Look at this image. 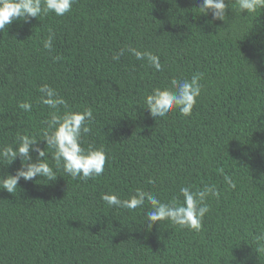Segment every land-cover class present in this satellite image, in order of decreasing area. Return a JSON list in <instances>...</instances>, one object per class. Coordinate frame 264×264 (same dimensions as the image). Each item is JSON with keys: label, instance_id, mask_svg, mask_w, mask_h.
<instances>
[{"label": "trees", "instance_id": "trees-1", "mask_svg": "<svg viewBox=\"0 0 264 264\" xmlns=\"http://www.w3.org/2000/svg\"><path fill=\"white\" fill-rule=\"evenodd\" d=\"M202 2L75 0L64 16L49 12L0 32V148L29 135L55 167L43 140L54 111L40 99L47 84L67 102L59 114L92 109L81 146L107 155L95 179H74L61 166L54 181L21 178L15 193L0 190V264H264V9L248 15L225 0L221 21ZM130 48L159 56L161 70ZM197 73L191 116L149 114L153 89ZM20 168L19 157L0 161V176ZM205 185L219 197H207L199 233L170 221L149 229L147 200L135 210L102 200L141 190L182 203L181 187Z\"/></svg>", "mask_w": 264, "mask_h": 264}, {"label": "clouds", "instance_id": "clouds-1", "mask_svg": "<svg viewBox=\"0 0 264 264\" xmlns=\"http://www.w3.org/2000/svg\"><path fill=\"white\" fill-rule=\"evenodd\" d=\"M75 0H0V32L14 21L28 22L31 18H37L42 14L54 12L56 16H64L72 10ZM239 11L246 10L248 15L255 13L258 9H264V0H236ZM206 15L212 13L213 20L226 21V11L228 5L225 0H203L198 7ZM212 21H209L211 24ZM45 50L52 49V36L43 41ZM137 60L146 59L156 70L160 71L162 64L160 58L151 52H141L135 48L128 49ZM123 55V50L113 56L114 60H119ZM202 74L197 73L191 79L171 81L172 88H155L152 93L146 96V108L153 118H167V116L178 111L183 116H191L197 100L201 95L202 87L200 81ZM41 102L54 110L51 119L47 122L48 127L43 130V140L46 146L53 150L51 160L55 162V167L50 165L48 153L45 148L37 146V140L29 135L17 137L15 147L12 145L0 148V161L11 164L17 157L20 158L21 168L15 175H8L6 178L0 176V190L15 193L18 182L21 178L25 181H32L37 176L46 179L47 183L57 178L56 169L62 166L63 171L72 178L95 179L104 172L107 155L104 149L89 148L85 150L82 144V136L91 131L90 124L93 121V111L91 108L83 111H65L59 114L61 106H67L66 100L60 96L53 88L47 84L39 88ZM19 107L24 111H31L32 104L22 102ZM37 153L35 162L32 161V152ZM40 179V180H41ZM226 183L235 189V182L225 176ZM261 182H264L262 179ZM46 183V184H47ZM180 195L183 202L178 199L168 203L161 202L155 195L137 190L136 194L129 199H121L116 194H104L102 200L109 207L117 209L135 210L143 208L145 202L151 206L146 215L147 227L150 229L154 223L170 221L180 228H187L197 233L202 231L203 218L209 212V206L205 202L209 195L219 197V193L214 186L205 185L202 190L193 191L191 187L180 188ZM258 240H264V233H261Z\"/></svg>", "mask_w": 264, "mask_h": 264}]
</instances>
